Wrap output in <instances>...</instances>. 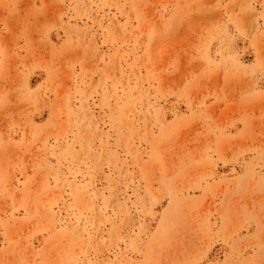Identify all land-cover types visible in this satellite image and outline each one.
Masks as SVG:
<instances>
[{"label":"rangeland","instance_id":"obj_1","mask_svg":"<svg viewBox=\"0 0 264 264\" xmlns=\"http://www.w3.org/2000/svg\"><path fill=\"white\" fill-rule=\"evenodd\" d=\"M0 264H264V0H0Z\"/></svg>","mask_w":264,"mask_h":264}]
</instances>
